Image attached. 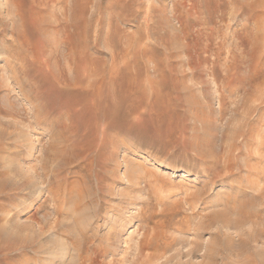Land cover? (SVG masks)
Here are the masks:
<instances>
[{
	"label": "rangeland",
	"instance_id": "obj_1",
	"mask_svg": "<svg viewBox=\"0 0 264 264\" xmlns=\"http://www.w3.org/2000/svg\"><path fill=\"white\" fill-rule=\"evenodd\" d=\"M245 91L264 96V0H0V264L74 263L73 241L115 229L132 200L129 167L162 192H140L127 216L179 208L162 229L177 243L148 264H202L209 249L216 264L247 262L249 251L220 259L234 230L219 240L214 226L193 230L233 196L237 174L245 198L264 188V101L226 123ZM203 148L219 158L201 162ZM144 224H124L105 264L133 263ZM254 246L264 264V238Z\"/></svg>",
	"mask_w": 264,
	"mask_h": 264
},
{
	"label": "bare ground",
	"instance_id": "obj_2",
	"mask_svg": "<svg viewBox=\"0 0 264 264\" xmlns=\"http://www.w3.org/2000/svg\"><path fill=\"white\" fill-rule=\"evenodd\" d=\"M222 93H220V95L218 96V101L220 103V110L218 111V114H217L218 119H221L223 116V107L224 106L221 103V101L223 100V94ZM262 94L263 93H261L259 91H255V92H246L245 91V93L242 95V98L240 99V101L239 100H238V102L233 101L231 103L232 105L228 109L230 111V114L226 118V120H227L226 123L227 124L231 123V120L235 119V117H237L238 114L236 112H238L239 110L240 111L243 110V112L245 111L248 113L249 112L250 113L255 112V110L258 109L259 105L264 101V96ZM245 115H246V113H245ZM248 115H250V114H248ZM253 119H255V118H253ZM238 120H240V119L238 118ZM50 127L51 126H49V128ZM56 130H57V128H56ZM52 135H55V134H52ZM257 138H259V139L256 141V144H259L262 141V139H261V137H257ZM207 141L208 142L205 143V145H206L205 147L209 148V146L211 144H209L210 143L209 140H207ZM229 146L230 147H228V145H227L226 148H229V150H230L233 146H231V145H229ZM223 147H224V145H223ZM258 151H259V149H258ZM221 152H222V150H221ZM260 153H258L253 158V162H258L261 159L262 155ZM232 154H234V153H232ZM199 155L201 156V162L203 161V163L206 161H211V160H214L216 158H219L218 152L216 153L215 151L213 153L209 152V154L206 155L205 148H203L202 150L199 151ZM233 157H234V155H233ZM224 162H226V161H224ZM216 163L217 162H213L212 167H216L215 166ZM222 164H223V161H222ZM218 165H220V164H218ZM224 167H225V164H224ZM48 169L46 171H48ZM220 170H222V169H220ZM230 170L231 169L229 168L228 173ZM124 173L128 179V188L130 189L129 192H132L133 196H132V200L128 199V201L124 202L125 205L123 207H121V209L116 211V216H115L116 219L114 222V224H116L115 229H113V228L109 229L99 237H97V235H95L92 232H90V233L84 232L82 234V237L80 239H76L75 241H73L71 248L69 250H67L68 255L69 254L72 255V253H74V252L77 255L76 261L74 263H70V264H105L104 258L106 256L107 250L109 249V247L112 246V244L114 242L113 240L117 241L116 236L120 233L124 224L125 225L130 224L133 220H136V219H138V220L143 219L145 221V224H144V228H143L144 233H142V237L139 239L137 246L133 250V260H132L133 263H131V264H148L150 259L153 256H154V258L160 259L163 256L162 255L163 253L159 254L158 253L159 251L163 250V252H164L167 249L171 248L175 243H177V240H178L177 238L175 239L174 237L166 235L162 229L166 225L167 221H169V219H171V217L173 218V215L175 213L174 211H178L179 208H177V209L175 208L174 211L168 210L169 211V212L167 211L168 213L163 212V211L156 212L157 211L156 210V211H151L146 215H143V214L139 215L138 214L137 216H127V213L130 212V208L132 210L133 209L138 210L141 208L140 202H143L145 197H147V199L154 198L155 196H157L159 193L162 192V189H160V187H159V180L155 179L154 177H153V180L148 179V178L145 179V178H143L142 175H140L138 173H133L130 167L127 170H125ZM244 173H248V171L245 169ZM222 175H224V174H221V176ZM231 175L229 176V178L233 177V175L232 176ZM262 176H264V175H262ZM48 178H50V177H48ZM219 179H220V177H219ZM241 182H242L241 176L238 174L232 178L231 183L230 184L228 183V185L231 189L234 190L233 196H229V194L222 195V196L220 195L221 197H223L222 198L223 200L221 203V208L213 209L208 214H204L203 217H205L206 220L208 221L207 226H205V225L203 226L202 223L195 224L196 226L193 229L194 235L197 236L200 233V232L197 233V231L202 230L204 227L211 228V226H214V228H215L214 235H216V237H215L216 239L214 238L215 240H219L221 238L223 239L226 237L223 240L224 241L223 245L220 243V245L218 246L220 248V250L218 249L219 250L218 253L220 255L221 260L228 258L230 255H236V256L237 255L238 256L243 255L244 256V252L249 251L248 255L246 254V257L248 258V260L245 259L247 262H245L244 264H258L260 262L261 258H259V252H257V250H254L256 248V246H254V244L255 243L258 244V242L262 241L264 238V230L256 227V226L261 224L260 222H258L259 216L261 214L264 215V188H261L259 191H255V189L251 188L255 191L256 194L253 193L254 195L247 196L245 198V193H247L250 188L245 189V187L247 185H245L244 184L245 182H243V184L245 185V186L243 185L244 190L245 191L248 190L246 192L243 191L242 187L240 185V184H242ZM140 183H143L144 187L143 186L141 187ZM258 187H259V185H258ZM140 192H145V194H146L145 197L143 195L139 194ZM204 192H205V190L203 188L195 189L194 191L189 192V194H187V197L185 198L184 203L187 204L188 208L194 209L195 208L194 204L195 203L198 204V202L201 201V198H203V196H204ZM36 194H37V197H39L40 191H38ZM218 196H216V197H218ZM243 197H244V199H243ZM253 199H254V201L258 200V205H255L256 203H254V205H253V201H252ZM154 204L160 205V201L155 199ZM259 206H263V207L259 208ZM216 207H219V206H216ZM29 209H31V208H29ZM54 222H56V221H54ZM248 223H250L251 225L249 224L248 228H244L245 224H248ZM53 226H55V225H53ZM53 226H50V227H53ZM230 229L234 230L235 236L234 235L225 236V230L227 232V230H230ZM180 230H182V229H178V231H180ZM59 231H60V229H59ZM167 231L169 232V230H167ZM61 234L63 236L68 235V233L66 231L61 232ZM69 234H70V232H69ZM227 234H230V233H227ZM48 237H49V235H48ZM21 241L25 242V241H28V239L26 237H24V238H21ZM194 243H195V240H194ZM233 243H235V247L233 246L234 248L232 246L230 247V245H232ZM224 244H226V245H224ZM64 245L65 244L61 241L52 240V246H54L55 249L60 250V252H61V249H63ZM224 246H227V247H224ZM150 249L156 250L157 253L155 255L148 253ZM192 249H194V248L192 247ZM209 251H210V249H209ZM209 251L205 250L204 253L201 255V257H202L201 263L202 264H216L215 262H213L214 254H212L211 252L209 253ZM48 252H50V251H48ZM52 252H50L51 254H49L48 257L53 256V254L57 253V251H54L53 254H52ZM218 253H216V254L218 255ZM59 254L61 255V253H59ZM68 255H66V256H68ZM65 260H67V259L63 258V260H61V261L58 260V261L62 264H68V262L64 263ZM172 260L167 259V260L163 261L162 264H168L169 261L171 262ZM171 264H175V263L172 262Z\"/></svg>",
	"mask_w": 264,
	"mask_h": 264
}]
</instances>
